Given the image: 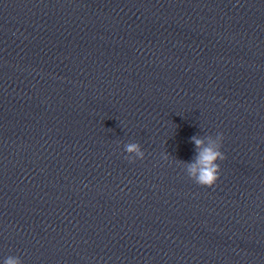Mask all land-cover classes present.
Instances as JSON below:
<instances>
[{"label": "water", "instance_id": "obj_1", "mask_svg": "<svg viewBox=\"0 0 264 264\" xmlns=\"http://www.w3.org/2000/svg\"><path fill=\"white\" fill-rule=\"evenodd\" d=\"M7 255L264 264V0H0Z\"/></svg>", "mask_w": 264, "mask_h": 264}, {"label": "clouds", "instance_id": "obj_2", "mask_svg": "<svg viewBox=\"0 0 264 264\" xmlns=\"http://www.w3.org/2000/svg\"><path fill=\"white\" fill-rule=\"evenodd\" d=\"M198 152L194 161L188 164V172L191 178L200 185L212 186L219 178L220 164L218 161L225 158L224 153L220 150L217 141L210 140L208 145L196 136L192 137ZM128 159L143 158L144 151L137 142H129L124 146ZM0 264H23L20 257L7 255L0 257Z\"/></svg>", "mask_w": 264, "mask_h": 264}]
</instances>
